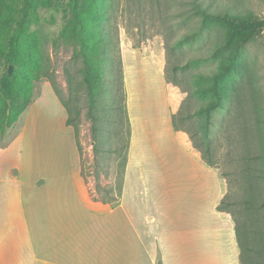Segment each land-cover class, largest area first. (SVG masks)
Here are the masks:
<instances>
[{
    "label": "crops",
    "instance_id": "1",
    "mask_svg": "<svg viewBox=\"0 0 264 264\" xmlns=\"http://www.w3.org/2000/svg\"><path fill=\"white\" fill-rule=\"evenodd\" d=\"M122 60L131 140L118 203L94 198L68 112L47 87L28 113L50 104L67 138L37 149L30 123L0 143V264H242L217 208L224 184L179 144L164 78L138 50L122 48Z\"/></svg>",
    "mask_w": 264,
    "mask_h": 264
},
{
    "label": "rangeland",
    "instance_id": "2",
    "mask_svg": "<svg viewBox=\"0 0 264 264\" xmlns=\"http://www.w3.org/2000/svg\"><path fill=\"white\" fill-rule=\"evenodd\" d=\"M193 1L113 0L106 3L110 19L105 21L104 30L107 41H111V49L104 66V95L99 105L106 110V115L114 116L112 104L115 99L119 100L117 97H121L119 83L122 75L118 71V59L122 57V48L127 47L149 58L164 78L172 111L178 117L184 115L186 118L184 125L179 126L185 139L189 140L192 135L201 138L202 110L211 101L202 91L205 87L204 78L219 71L226 54L233 51V44L227 41L229 25L206 20L196 12ZM200 1L210 6L211 10L232 11L264 20V0ZM69 18V0H58L54 6L39 9L30 18V30L35 34L33 49L41 56L45 71L49 73L48 78L42 76L40 80L34 81L32 105L46 93L47 87L58 97L70 113L71 127L74 130L77 127L79 131L77 144L82 151L86 182L94 192L99 185L100 196L112 201L121 195L124 179L122 162L114 153L99 155L94 151L93 122L82 75L83 62L74 59L73 46L61 37ZM6 70L7 66H3L0 75ZM229 85V100L213 117L211 158L218 170L217 180L221 185L224 184L223 197L228 194L227 202L232 203L229 210H238L245 207L241 202L252 188L262 187L261 194L264 195L263 181H258L256 185L250 181L251 175L264 174V32L248 44L241 54L238 72ZM125 92L128 106L126 84ZM52 109L50 104H43V109L33 115H29L27 110L4 135L0 132V143L6 148L10 147L23 127L31 123L37 129V149L60 148L62 137L67 136L61 125L58 126L56 111ZM100 116L102 119L101 112ZM101 125L108 128L107 125ZM30 131L29 127L24 144L26 150ZM108 137V133L102 134V141ZM101 144L97 143V146L103 148ZM179 144L182 146L180 141ZM205 149L202 145L201 150ZM261 204L259 199L257 206ZM253 215L251 226L260 235V260L263 262L264 208L253 211Z\"/></svg>",
    "mask_w": 264,
    "mask_h": 264
},
{
    "label": "trees",
    "instance_id": "3",
    "mask_svg": "<svg viewBox=\"0 0 264 264\" xmlns=\"http://www.w3.org/2000/svg\"><path fill=\"white\" fill-rule=\"evenodd\" d=\"M58 0H0V69L7 66V70L0 75V132L2 135L12 128L19 118L28 110L34 100V81L43 77L48 78L49 73L45 71L41 56L33 49L35 34L30 30V18L42 8H50ZM113 0H69L70 18L64 26L61 37L74 48V59L83 62V83L87 90L89 113L93 122L94 151L97 154L114 153L122 162L123 176L128 161V153L131 140V123L127 106V95L125 92L124 70L122 57L118 59L121 97L114 100V116L106 115L99 105L103 101L104 80L103 71L109 58L111 41H107L105 32V21L110 19L106 3ZM194 9L206 20L229 25V43L233 44V51L225 56V62L219 71L213 75L205 76V87L202 89L204 95L211 101L202 110L203 132L200 139L192 137L190 145L185 144L182 128L185 116L172 111L171 123L180 143L190 152L197 156L209 167L216 168L211 158V131L214 124L215 112L222 108L229 100V82L238 72V63L241 54L248 44L255 41L264 32V20L252 16L238 15L232 11H215L203 1L192 2ZM105 8V9H104ZM10 67L13 73L10 74ZM65 107V106H64ZM66 108V107H65ZM67 109V108H66ZM68 112L67 125H72L70 113ZM100 112L103 118L100 117ZM182 122V123H181ZM107 125L108 128L101 125ZM108 133L106 141H102V134ZM77 142H79V131L75 127ZM203 138V139H202ZM115 140V142L113 141ZM99 148L97 143H101ZM202 145L205 151L201 150ZM79 146V144H78ZM80 155L82 151L79 146ZM203 151V152H202ZM84 174V165L82 163ZM87 181V179H86ZM250 181L256 185L263 181L264 174L251 175ZM97 191H92L97 201L104 203H118L119 198L109 201L100 196V186ZM262 187L252 188L246 194V199L241 202L244 208L229 210L231 204L227 202L228 194L223 197L218 205V211L234 224L235 236L240 249V260L242 264H264L260 260L262 255V241L258 232L251 224L253 223V211L264 208V195ZM262 193V194H261ZM261 199L260 207L257 206ZM263 199V201H262ZM240 205V203H239ZM238 213V214H236ZM252 216V218H250Z\"/></svg>",
    "mask_w": 264,
    "mask_h": 264
},
{
    "label": "water",
    "instance_id": "4",
    "mask_svg": "<svg viewBox=\"0 0 264 264\" xmlns=\"http://www.w3.org/2000/svg\"><path fill=\"white\" fill-rule=\"evenodd\" d=\"M13 67H10V70H9V72H10V74H12L13 73Z\"/></svg>",
    "mask_w": 264,
    "mask_h": 264
}]
</instances>
